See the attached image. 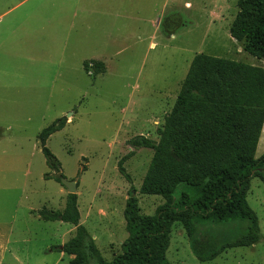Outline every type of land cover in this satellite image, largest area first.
Returning a JSON list of instances; mask_svg holds the SVG:
<instances>
[{
  "label": "rangeland",
  "instance_id": "obj_1",
  "mask_svg": "<svg viewBox=\"0 0 264 264\" xmlns=\"http://www.w3.org/2000/svg\"><path fill=\"white\" fill-rule=\"evenodd\" d=\"M237 2L0 0V264L73 259L55 249L73 237V226L45 222L32 212L62 210L67 201V189L45 178L53 171L39 141L42 130L61 118L70 122L47 147L61 162L64 178L78 182L84 226L97 235L104 258L112 261L123 253L130 192L144 215H154L166 203L161 196L141 194L154 151L134 148L129 140L159 141L195 55L264 66L230 35ZM172 16L168 32L163 21ZM96 60L105 62L107 72L89 76L84 63ZM130 153L135 154L124 163L128 180L119 162ZM263 155L264 127L256 158ZM248 202L260 221V243L202 262L176 223L168 260L264 264V181L259 177L251 181Z\"/></svg>",
  "mask_w": 264,
  "mask_h": 264
},
{
  "label": "trees",
  "instance_id": "obj_2",
  "mask_svg": "<svg viewBox=\"0 0 264 264\" xmlns=\"http://www.w3.org/2000/svg\"><path fill=\"white\" fill-rule=\"evenodd\" d=\"M237 7L231 37L244 42L248 54L264 60V0H238ZM84 69L105 73L104 63L97 61L86 62ZM66 123V118L58 119L39 135L46 164L53 171L45 178L59 184L64 177L62 164L47 141ZM263 127L264 66L197 54L159 130V141L137 136L128 142L154 151L140 192L161 196L166 203L154 215H144L134 190L130 192L124 211L129 235L123 253L112 261L103 257L81 224L78 194H68L63 211L44 207L38 214L44 221L76 228L71 239L55 248L73 256L68 264H175L167 253L176 223L182 224L193 254L202 262L230 249L253 247L263 236L248 194L253 178L264 181V155L256 158ZM134 154L119 162L128 180L124 163Z\"/></svg>",
  "mask_w": 264,
  "mask_h": 264
},
{
  "label": "crops",
  "instance_id": "obj_3",
  "mask_svg": "<svg viewBox=\"0 0 264 264\" xmlns=\"http://www.w3.org/2000/svg\"><path fill=\"white\" fill-rule=\"evenodd\" d=\"M189 5V4H188ZM173 17H176V16H172V17H169V18H166L164 21H163V24H166V23H168V24H170V23H174V21H170L171 19L170 18H173ZM166 27V30L168 31V32H170L169 30H171V29H168L169 28V26L168 25H166L165 26ZM172 35H174V34H172ZM238 42V41H237ZM238 43H240V42H238ZM250 55V54H249ZM97 62H102V63H104V65H105V73L107 72V66H106V64H105V62H103V61H100V60H96ZM91 62H93V61H91ZM86 63V62H85ZM84 63V64H85ZM88 63V62H87ZM244 63V62H243ZM85 70V69H84ZM86 72V71H85ZM89 76H94V77H96V76H99V75H102V74H94L93 73V71L92 72H90V73H88V72H86ZM105 73H103V74H105ZM70 122V121H69ZM69 122H67L66 123V125L69 123ZM56 134V133H55ZM53 136V135H52ZM51 136V137H52ZM50 137V138H51ZM49 138V139H50ZM47 143H48V141H47ZM77 192H78V190H77ZM61 193L63 194L64 193V190H61ZM78 203H79V200H78ZM65 206H66V200H64V207H63V209L62 210H59V211H63L64 210V208H65ZM46 208H48V207H46ZM49 210H53V209H51V208H48ZM79 209H81V207H80V205H79ZM39 211L40 210H38V211H32L35 215H37L38 217H39V219H41L40 218V216H39ZM54 211H55V209H54ZM80 213H81V211H80ZM42 220V219H41ZM44 221V220H43ZM45 222H47V221H45ZM56 222H59V221H56ZM61 223H64V222H61ZM81 224L82 225H84V222H83V220H82V216H81ZM73 226V225H72ZM75 231H76V228L73 226V229L71 230V232H69V234H70V236L72 235H74L75 234ZM92 235V234H91ZM93 238L95 239V242H96V244H97V235H93ZM66 241H62L61 242V245H63L64 243H65ZM99 248V247H98ZM62 255L64 254V255H67V254H65V253H61ZM103 255V254H102ZM70 257V256H69ZM71 257H73V256H71ZM104 257V256H103Z\"/></svg>",
  "mask_w": 264,
  "mask_h": 264
},
{
  "label": "water",
  "instance_id": "obj_4",
  "mask_svg": "<svg viewBox=\"0 0 264 264\" xmlns=\"http://www.w3.org/2000/svg\"><path fill=\"white\" fill-rule=\"evenodd\" d=\"M61 184L67 189L68 194H77L78 182L75 180H67L66 178H61Z\"/></svg>",
  "mask_w": 264,
  "mask_h": 264
},
{
  "label": "flooded vegetation",
  "instance_id": "obj_5",
  "mask_svg": "<svg viewBox=\"0 0 264 264\" xmlns=\"http://www.w3.org/2000/svg\"><path fill=\"white\" fill-rule=\"evenodd\" d=\"M165 26L168 25V23L164 24Z\"/></svg>",
  "mask_w": 264,
  "mask_h": 264
}]
</instances>
